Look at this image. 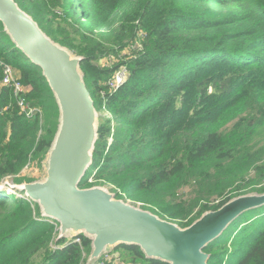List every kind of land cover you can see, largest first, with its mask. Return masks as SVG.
Masks as SVG:
<instances>
[{
    "label": "trees",
    "instance_id": "trees-1",
    "mask_svg": "<svg viewBox=\"0 0 264 264\" xmlns=\"http://www.w3.org/2000/svg\"><path fill=\"white\" fill-rule=\"evenodd\" d=\"M14 1L81 57L94 107L103 96L116 122L97 127L79 188L110 186L180 228L240 195L264 193V0ZM126 48L114 65H99ZM1 62L13 67L37 112L27 118L0 82V184L30 182L21 172L51 149L59 106L42 69L0 21ZM115 67L128 78L110 92ZM186 186L184 198L178 191ZM263 205L203 247L207 264H264ZM58 225L41 216L37 202L0 190V264H38L40 251L39 264H85L92 239L80 233L66 242ZM115 248L128 263L169 264L135 244Z\"/></svg>",
    "mask_w": 264,
    "mask_h": 264
},
{
    "label": "water",
    "instance_id": "water-1",
    "mask_svg": "<svg viewBox=\"0 0 264 264\" xmlns=\"http://www.w3.org/2000/svg\"><path fill=\"white\" fill-rule=\"evenodd\" d=\"M0 21L15 46L42 69L60 112L59 128L48 152L47 178L23 186L25 197L39 204L42 217L60 224L58 238L75 230L92 239L87 263L99 259L108 245L125 243L138 245L147 257L169 264H207L203 247L245 210L264 204V193L240 195L180 228L113 199L98 187L79 188L97 136L93 100L79 66L81 57H72L50 39L14 0H0Z\"/></svg>",
    "mask_w": 264,
    "mask_h": 264
},
{
    "label": "rangeland",
    "instance_id": "rangeland-1",
    "mask_svg": "<svg viewBox=\"0 0 264 264\" xmlns=\"http://www.w3.org/2000/svg\"><path fill=\"white\" fill-rule=\"evenodd\" d=\"M59 45H61V44H59ZM61 46L63 48H65L72 55V57H78L73 51H71L67 47H65L63 45H61ZM129 53H130V49L129 48H126V49H124V50H122V51L119 52V56H116L114 54L106 55V56H104L101 59V61L99 62V65L101 67H109L110 65H114V63H117L120 56L129 54ZM130 57H133V55H130ZM121 68L122 67H120V68H116L115 67L114 70L112 71L110 77L113 78L118 73H120V69ZM127 78H128V74H127V77L124 80V82L121 84V86L125 83V81L127 80ZM112 90L113 89H111L110 92H112ZM115 91L116 90L114 89V92ZM103 102H105V98H103V96H102V97H100V100L97 101L96 107H94L95 108V121H94V125H95L96 128L99 126V124L101 122H103L105 120H111V124L112 125H114L116 123L114 121V119H113V114L107 109V107L103 104ZM48 160H49V153L46 154V156H45V158H44V160L42 161L41 164L33 163L32 165H29L28 167H26V168L23 169V171L21 172V176H25V177H28V178H32L33 179L32 181H30V182L23 181L22 183H15L12 179H8V180H5L3 184H0V190H2V191L4 190V191H6L9 194L10 193L16 194L17 196H25V191L23 189V186H25L26 184H29V183H33V182H40V183H42V182H44L46 180L47 175H48V162H49ZM92 187H98V188H100L102 190H105V191H107L111 195V197L113 199L120 200V201H122L124 203H127V204H129L131 206H134L135 208H138V209H141V210H145V211H149L152 214L156 215L157 217L161 218L159 215H157V214L153 213L152 211H150L149 210L150 208L148 206H146L142 202L132 201L130 199H121V198H118V196L115 195L116 193L111 190V187L110 186L94 185ZM189 190H190V188L188 186H186V187L180 189L178 191V194H181V195H183L184 198H186V196H188ZM249 194H257V193L250 192ZM263 207H264V205H263ZM245 211H247V210H245ZM249 217H251V216H249V212L247 211V212L243 213L242 215L237 216L236 219H235V222L240 223L243 220L248 219ZM49 219H50V221L54 222V220L52 218H49ZM164 220H167L169 222H172V223H174V224H176L178 226V224L174 220H172V219H164ZM57 229H58V235H59L60 234V224L58 225ZM80 233L85 234L84 231L68 230L64 234L63 238L65 239L66 242H68L70 239L76 237L75 236L76 234L78 235ZM55 244L56 243H54L52 245L51 249L54 250L55 248H57V246ZM61 246L62 245H60V247ZM115 246L116 245H108L106 247V249L104 250V252L99 257L100 260H102V259H108V261L110 263H113V264H133V263H130V262L128 263V257L129 256L127 255V253L125 252V250L124 249H121V248L120 249H116ZM109 256L112 257V258H110ZM42 259H43V251H40V252H38L35 255L34 262L39 264L42 261Z\"/></svg>",
    "mask_w": 264,
    "mask_h": 264
},
{
    "label": "built area",
    "instance_id": "built-area-1",
    "mask_svg": "<svg viewBox=\"0 0 264 264\" xmlns=\"http://www.w3.org/2000/svg\"><path fill=\"white\" fill-rule=\"evenodd\" d=\"M0 67L2 72V77L0 82L2 85L9 87L11 89L12 94L18 97V106L20 108V111L24 113V115L27 118H31L34 115H36L37 108L29 106V104L26 102L23 96V94L27 90L26 89L27 87L24 86L23 83L20 81L13 67L10 64L4 62L0 63ZM126 77H127V71L124 67H122L120 69V73H118L113 78L111 77L110 81H108L107 86L109 87V90L111 89H113L112 91H114V89L117 90V88H119L121 84L124 82ZM85 264H113V263H110L108 259L100 260L99 258L89 263L86 262Z\"/></svg>",
    "mask_w": 264,
    "mask_h": 264
}]
</instances>
